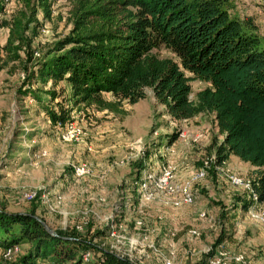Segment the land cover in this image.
Instances as JSON below:
<instances>
[{"label":"rangeland","instance_id":"rangeland-1","mask_svg":"<svg viewBox=\"0 0 264 264\" xmlns=\"http://www.w3.org/2000/svg\"><path fill=\"white\" fill-rule=\"evenodd\" d=\"M2 1L8 18L19 0ZM68 8L66 0H53L51 19L43 22L47 32L33 39L39 53L68 31ZM5 35L1 29L0 42ZM158 52L170 56L162 48ZM23 66L21 58L0 72V208H34L52 230L84 240L93 259L110 248L134 264H199L205 253L223 248L229 256L242 254L241 264H264V217L252 216L263 211L264 202L242 210L240 189L226 178L229 172L246 177L240 172L248 163L235 156L223 166L212 163L206 147L220 136L211 115L173 120L146 88L143 99L122 103L124 114L73 110L64 126H53L43 108L53 104L51 84L33 83L41 102L23 95ZM189 84L191 99L207 85L197 79ZM71 128L77 135L63 140L61 134ZM175 131L178 137L170 141ZM162 166H170L180 184L204 169L191 187V204H174L165 192L155 191L150 200L138 194L133 178L156 174ZM76 167H83L82 173ZM32 190L36 197L25 200L23 194ZM28 247L20 244L21 252Z\"/></svg>","mask_w":264,"mask_h":264},{"label":"trees","instance_id":"trees-1","mask_svg":"<svg viewBox=\"0 0 264 264\" xmlns=\"http://www.w3.org/2000/svg\"><path fill=\"white\" fill-rule=\"evenodd\" d=\"M66 1L68 31L39 53L33 39L51 19L53 0H19L8 18L0 0V30H6L0 72L24 58L19 92L39 102L33 83L51 84L53 104L43 106L49 123L64 126L73 110L124 114L122 103H136L150 88L173 120L212 116L220 136L206 147L212 163L223 166L235 156L252 166L245 174L251 191H237V202L242 210L263 203L264 34L253 18L231 13L229 0ZM161 48L170 56L160 55ZM191 79L207 83L192 99ZM177 137L175 131L169 138ZM35 216L34 208H0V249L29 246L7 264L83 263L84 240L63 230L52 235ZM100 250L92 264H134ZM212 253L199 264H207Z\"/></svg>","mask_w":264,"mask_h":264},{"label":"built area","instance_id":"built-area-1","mask_svg":"<svg viewBox=\"0 0 264 264\" xmlns=\"http://www.w3.org/2000/svg\"><path fill=\"white\" fill-rule=\"evenodd\" d=\"M47 32V28L43 25L40 28V33L44 34ZM261 33L264 34V25L261 27ZM37 55V53H36ZM75 129H69L67 132L61 134L63 140H71L77 135ZM83 167H76L77 173H82ZM205 175L204 169H199L192 172L189 178L183 183H177L175 181L173 169L170 166H162L158 173H146L142 175L137 182V189L143 200H150L155 196V191L165 192L166 194L174 197L172 202L178 204L183 202L186 204H191L193 202V195L191 193V187L194 183L201 180ZM226 178L230 186L240 189V191H251V182L248 178L244 176H238L234 173H226ZM37 195L35 190L28 191L23 194V198L27 201L33 200ZM46 200V198H44ZM252 199L256 200L255 194L252 193ZM253 217H264V209L259 212H252ZM190 233H195L193 230ZM104 249V248H103ZM109 251L114 252L109 248ZM21 253V248L19 245L8 246L0 249V259L4 261H9L15 259ZM118 256H124L122 254L114 252ZM82 262H94L97 258L92 257L90 251H84L81 255ZM130 261L131 259L128 258ZM232 260L236 264L243 263L242 254H233L229 256L223 248H219L215 253L209 257L207 264H228L227 261ZM166 264H173L172 261L166 260Z\"/></svg>","mask_w":264,"mask_h":264},{"label":"crops","instance_id":"crops-1","mask_svg":"<svg viewBox=\"0 0 264 264\" xmlns=\"http://www.w3.org/2000/svg\"><path fill=\"white\" fill-rule=\"evenodd\" d=\"M229 2L231 13L236 14L239 17L251 16L259 29L264 25V3L262 0H229ZM243 165L244 169L240 173H243L244 175L247 170L253 168L249 164Z\"/></svg>","mask_w":264,"mask_h":264},{"label":"water","instance_id":"water-1","mask_svg":"<svg viewBox=\"0 0 264 264\" xmlns=\"http://www.w3.org/2000/svg\"><path fill=\"white\" fill-rule=\"evenodd\" d=\"M39 221H41L42 225L44 226V228L52 235H55L54 230H52L44 221H42L40 218H38L37 216H35Z\"/></svg>","mask_w":264,"mask_h":264}]
</instances>
